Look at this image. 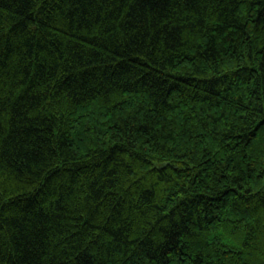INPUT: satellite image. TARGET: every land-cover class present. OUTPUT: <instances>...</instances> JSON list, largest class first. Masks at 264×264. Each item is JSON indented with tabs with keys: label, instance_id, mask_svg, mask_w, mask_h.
Masks as SVG:
<instances>
[{
	"label": "trees",
	"instance_id": "1",
	"mask_svg": "<svg viewBox=\"0 0 264 264\" xmlns=\"http://www.w3.org/2000/svg\"><path fill=\"white\" fill-rule=\"evenodd\" d=\"M0 264H264V0H0Z\"/></svg>",
	"mask_w": 264,
	"mask_h": 264
}]
</instances>
